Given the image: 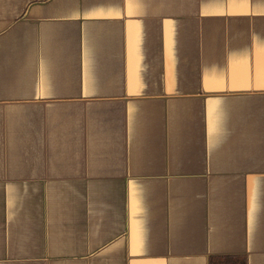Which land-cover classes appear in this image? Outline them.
Listing matches in <instances>:
<instances>
[{
  "label": "crops",
  "instance_id": "obj_1",
  "mask_svg": "<svg viewBox=\"0 0 264 264\" xmlns=\"http://www.w3.org/2000/svg\"><path fill=\"white\" fill-rule=\"evenodd\" d=\"M264 264V0H0V264Z\"/></svg>",
  "mask_w": 264,
  "mask_h": 264
},
{
  "label": "trees",
  "instance_id": "obj_2",
  "mask_svg": "<svg viewBox=\"0 0 264 264\" xmlns=\"http://www.w3.org/2000/svg\"><path fill=\"white\" fill-rule=\"evenodd\" d=\"M246 260L244 256H225L219 259L213 260L212 264H245Z\"/></svg>",
  "mask_w": 264,
  "mask_h": 264
}]
</instances>
